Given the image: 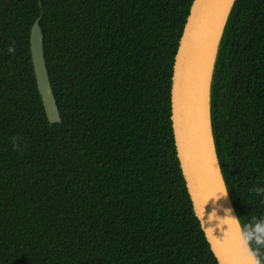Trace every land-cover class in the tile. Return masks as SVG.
Listing matches in <instances>:
<instances>
[{
    "label": "trees",
    "instance_id": "obj_1",
    "mask_svg": "<svg viewBox=\"0 0 264 264\" xmlns=\"http://www.w3.org/2000/svg\"><path fill=\"white\" fill-rule=\"evenodd\" d=\"M193 1L0 0V264H217L171 122ZM39 17L60 123L32 66ZM209 115L226 193L264 264V0L232 5Z\"/></svg>",
    "mask_w": 264,
    "mask_h": 264
},
{
    "label": "water",
    "instance_id": "obj_2",
    "mask_svg": "<svg viewBox=\"0 0 264 264\" xmlns=\"http://www.w3.org/2000/svg\"><path fill=\"white\" fill-rule=\"evenodd\" d=\"M235 0H194L183 27L171 79V122L192 208L217 264H252L232 209L211 132L209 84L224 25ZM40 17L32 24L30 54L50 124L60 123L43 53Z\"/></svg>",
    "mask_w": 264,
    "mask_h": 264
},
{
    "label": "clouds",
    "instance_id": "obj_3",
    "mask_svg": "<svg viewBox=\"0 0 264 264\" xmlns=\"http://www.w3.org/2000/svg\"><path fill=\"white\" fill-rule=\"evenodd\" d=\"M10 52L13 51L11 47L8 49ZM257 233H264V222H262L258 227L256 228ZM247 236L249 239L252 238V233L248 232ZM258 244H264V235H259V238L256 240ZM258 252L257 251H251L248 253V257L252 260V264H262V260L258 258Z\"/></svg>",
    "mask_w": 264,
    "mask_h": 264
}]
</instances>
